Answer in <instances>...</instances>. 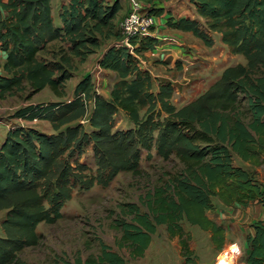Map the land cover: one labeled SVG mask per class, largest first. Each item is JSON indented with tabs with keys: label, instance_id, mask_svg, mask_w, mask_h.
<instances>
[{
	"label": "trees",
	"instance_id": "1",
	"mask_svg": "<svg viewBox=\"0 0 264 264\" xmlns=\"http://www.w3.org/2000/svg\"><path fill=\"white\" fill-rule=\"evenodd\" d=\"M142 1L151 15L163 14L157 0ZM190 2L204 22L169 18L168 26L192 33L207 47L215 44L209 32L218 34L246 63L227 67L206 92L177 107L173 83H158L138 60L156 49L158 39H130L133 53L121 44L119 0H68L60 27L54 24L52 0H0V50L6 53L0 100L27 88L28 98L49 88L62 99L74 61L85 63L100 50L99 67L117 75L108 97L97 93L88 74L72 99L29 104L14 113V119L48 122L52 130L19 126L0 146V210L7 211L0 264H27L19 254L40 244V224L63 218L76 190L108 188L121 173L141 175L144 152L148 160L153 151L164 161L176 159L182 168L146 195V212L131 203L120 207L117 245L127 246L132 259L144 257L158 226L183 237L184 220L210 232L220 251L226 231L207 215L215 208L213 198L227 206L264 203V187L253 173L233 164V153L252 165L264 156V0ZM120 114L130 129H116ZM89 147L95 169L81 159ZM250 229L246 264H264V220ZM76 264L127 262L101 243L99 255L77 258Z\"/></svg>",
	"mask_w": 264,
	"mask_h": 264
},
{
	"label": "rangeland",
	"instance_id": "2",
	"mask_svg": "<svg viewBox=\"0 0 264 264\" xmlns=\"http://www.w3.org/2000/svg\"><path fill=\"white\" fill-rule=\"evenodd\" d=\"M52 1L55 10L53 12L54 24L56 27H60L62 22L57 13L60 12V6L66 3V0ZM121 1L123 7L117 20L119 26L128 13L126 0H119L120 3ZM156 18L159 22L157 16ZM209 35L214 39L216 50L213 53H206L208 55L203 57V60H198V64H187L184 70L178 65L169 68L167 63L162 65L153 57L144 58V55H140V61H144L146 68L152 70L149 72L158 83L171 82L175 85L173 103L177 107L189 104L206 92L220 78L221 71L227 67L246 63L244 57L233 55L226 45L220 44L219 38L215 37L216 34L209 32ZM196 39L200 41L197 43L204 45L200 39ZM201 48L204 49L203 46ZM100 53L102 50L98 54ZM74 65V77L67 83L66 96L62 99L58 98L49 88L28 98L30 89L27 88L0 100V146L7 133L19 126L35 127L42 132L51 133L52 129L48 122H26L14 119L13 115L18 109L29 104L72 99L76 85L88 74L92 76L97 93L103 96L111 90L117 79L115 73L103 71L97 67L96 55H93L85 63L76 59ZM180 66H182L181 63ZM0 74H3L1 69ZM244 105L247 106L246 103ZM131 127L132 125L123 114L117 116L116 129L127 130ZM81 159L82 162L85 161L95 169L91 147ZM260 161L259 165L245 163L237 154L233 153L234 166L250 170L259 180L264 181V156ZM181 168L180 162L176 159L164 161L153 151V157L148 160L144 152L141 175L129 172L121 173L108 188L95 185L90 191L76 190L72 199L62 209L63 218L52 225L40 224L37 228L41 236L40 244L36 247L26 248L19 254L20 258L27 264H64L66 262L76 264L77 258L86 260L90 256L99 255L101 243H104L119 253L127 264H214L222 251L218 252L213 244L212 234L185 220L180 223L183 228V237L179 235L171 237L165 225L158 226L157 232L152 235V242L142 258L132 259L127 246L119 247L117 245L118 240L122 237V232L115 228L117 220L120 219V207L131 203L138 205L141 212H146L147 209L143 206V199L146 195L154 187L160 185L161 181H166L177 175ZM213 202L215 208L207 212L208 217L225 228V237L228 242L242 244L246 236L251 233L250 217L252 214L250 213L254 212L255 204L251 203L249 207L237 204L227 206L218 198H213ZM248 208H251V211ZM6 215L7 211L0 210V236H4L2 222ZM182 240L187 243L188 249L182 247ZM242 255L240 257L239 253L236 264H246L244 251Z\"/></svg>",
	"mask_w": 264,
	"mask_h": 264
},
{
	"label": "crops",
	"instance_id": "3",
	"mask_svg": "<svg viewBox=\"0 0 264 264\" xmlns=\"http://www.w3.org/2000/svg\"><path fill=\"white\" fill-rule=\"evenodd\" d=\"M67 3H68V0H66V3H64L60 6V11H61V7ZM125 3H126V11L128 12L129 2H127V0H126ZM120 4H123V2L121 1ZM52 7H53V12H55L54 6H53V1H52ZM122 7H123V5H121V9H122ZM155 7L159 8V9H163V14L161 16H157L159 19L158 20L159 22L157 23L158 25L154 29H152V31H150L144 37L150 36V37L157 38L159 41V45L156 47L155 50L146 52L144 54V58L145 57H149V58L153 57L154 60L161 62L162 65H165L167 63V66L169 68H174V67H177V65H178L179 67H182V69L184 70V67H186L187 64H190V65L192 63L198 64V60H200V61L203 60V57L207 56L209 54V52L213 53L216 50L215 44L212 47H207V46L201 45V44L197 43L200 41L197 40L196 39L197 37H195L192 33L181 32L179 30H175V29L168 26V19L169 18H175V19L190 18L192 20H201L202 22H204L203 19L198 16L196 7L194 4H192L190 2V0H157V4ZM57 14L60 15V12ZM119 15H120V13H119ZM215 37L216 38L218 37L219 43L223 44L221 41L220 35L216 34ZM202 46L204 47V49L201 48ZM206 53H208V54H206ZM102 55H103V53L96 54V62H97L98 68H100L98 61L102 57ZM5 59H6V53L2 52L0 50V62H1L0 69L2 70V72H3V64L5 62ZM138 60L140 61V57H138ZM190 61H191V63H189ZM203 62H205V61H203ZM180 63L182 64V66H180ZM140 65H141V67L143 65L145 66V67L144 66L142 67L143 70H148L146 68L147 66L144 64V61H140ZM149 70L152 71L151 69H149ZM223 71H221V73ZM154 77H157V75L156 76L154 75ZM104 96L108 97L109 91H107ZM245 163H248V162H245ZM245 170H247V169H245ZM247 171L251 172L250 170H247ZM254 177H255L256 181H258L264 187V181L259 180V178H257L255 175H254ZM253 203L255 204V206L253 209L254 212L250 213V214H252L250 217V225L252 223L258 222L260 220L261 221L264 220V203H261L260 201H255ZM248 210L251 211V208H248ZM229 244H232V242H228L226 239L223 248L218 252H221L222 250H224L225 247ZM234 244H236L238 246L240 257L243 256L242 252L244 251V255H245L244 261L246 263L247 248L245 245V240L242 242V244H239L236 242Z\"/></svg>",
	"mask_w": 264,
	"mask_h": 264
},
{
	"label": "built area",
	"instance_id": "4",
	"mask_svg": "<svg viewBox=\"0 0 264 264\" xmlns=\"http://www.w3.org/2000/svg\"><path fill=\"white\" fill-rule=\"evenodd\" d=\"M149 7L150 6L142 0H130L129 11L120 23L123 35L121 44L128 46L132 53L133 48L130 44V39L134 37H143L158 25L156 16L149 13ZM238 255V246L234 243L229 244L219 253L214 264H236Z\"/></svg>",
	"mask_w": 264,
	"mask_h": 264
}]
</instances>
